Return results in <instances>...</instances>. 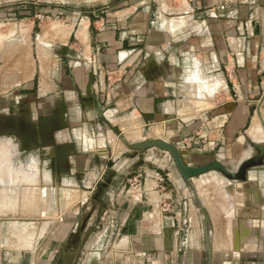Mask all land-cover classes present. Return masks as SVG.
Masks as SVG:
<instances>
[{"label":"crops","instance_id":"crops-1","mask_svg":"<svg viewBox=\"0 0 264 264\" xmlns=\"http://www.w3.org/2000/svg\"><path fill=\"white\" fill-rule=\"evenodd\" d=\"M55 22L38 38L41 53L50 54L36 67L0 65V107L26 99L36 124L58 116L56 143L68 147L65 169L84 192L98 189L113 166L108 153L127 132L154 123L175 125L180 136H211L208 151L185 155L195 165L219 159L236 170L254 152L264 0H117L104 16L62 12ZM158 153L168 166L167 187L139 189L109 208V232L93 236L87 264H207L200 207L170 158ZM197 179L211 219L213 264H264V166L250 171L247 194L217 172ZM57 234L51 244L65 240Z\"/></svg>","mask_w":264,"mask_h":264},{"label":"rangeland","instance_id":"rangeland-1","mask_svg":"<svg viewBox=\"0 0 264 264\" xmlns=\"http://www.w3.org/2000/svg\"><path fill=\"white\" fill-rule=\"evenodd\" d=\"M115 1L117 0H0V65L16 67L17 64L29 61L36 67L39 61H43L42 53L45 57L50 54L47 50L41 53L38 38L43 30L57 27L55 16L73 11L80 12L83 16H104ZM32 83L37 91V77ZM262 95L259 102L262 113L260 116L254 114L250 127L259 124L264 135V94ZM29 103L25 99L13 106L5 103L3 108L0 107V113H3L0 116L10 113L15 118H20L19 120H25L27 124L24 125L31 137L24 136L23 129L18 124L15 129L10 127V130H0V264H52L62 242L51 244L53 233L58 232L56 236L65 239L74 229L76 233L71 237V242L78 247L73 264H87V245H91L93 236L109 232L110 213L107 210H113L114 207L117 208L118 203L128 201L130 198L126 196L137 194L139 189L154 187L148 174L154 171L167 172L165 156L159 155V150H153L154 153L150 154L146 150L140 154L130 148L129 144L157 137L175 141L183 136L176 135L175 125L174 128H168L166 122L154 123L140 134L127 132L122 137L119 148L113 153L108 151V156L113 162L110 169L114 172L111 173L113 182L108 183V170L101 179L102 189L87 193L81 190L79 183L72 178L69 170L65 169L63 157L56 160V169L53 168L55 149L52 144L46 142L47 138L43 133L48 120L42 125L36 124V120L32 121ZM41 126H44L43 129ZM51 139L53 143V136ZM63 147L68 153V147ZM102 154L105 155V152ZM169 161L174 165L172 157ZM173 168L175 169L174 166ZM3 169L6 170V176H2L5 175ZM80 176L82 177L78 179L85 177V174ZM199 180L201 179L195 178L196 185ZM196 185L193 183L198 193ZM190 191L192 193L191 187ZM199 192H202L204 198L206 191L200 189ZM190 196L194 200L193 194ZM91 208H94V213L80 239V228L75 223L76 215L84 216Z\"/></svg>","mask_w":264,"mask_h":264},{"label":"water","instance_id":"water-1","mask_svg":"<svg viewBox=\"0 0 264 264\" xmlns=\"http://www.w3.org/2000/svg\"><path fill=\"white\" fill-rule=\"evenodd\" d=\"M260 109L261 103H259L257 106L258 114H260ZM0 124L3 128L6 129L10 127L15 129V127L17 126L14 121H0ZM252 145L255 149V152H253V154L248 156L247 158L243 159L238 164L237 169L233 170L219 159H213L209 162L198 165L192 164L186 160L185 155L181 152L174 141L165 140L164 138H149L129 144L130 148L138 151L140 154L151 148H159L169 153V155L172 157L173 163L179 175L184 180V182L192 188L193 197L200 207L201 213L204 218V235L208 253L207 264H213V255L210 240L211 219L207 209L205 208L199 197V194L194 189L192 181L195 178L203 176L207 173L217 172L225 177V179H227L231 183L232 187L237 188L241 193L245 192L247 194V190L251 187V183L249 182V172L256 167L264 166V143L252 141ZM105 152V154H107V151ZM254 194L256 196L255 200L257 199V201L260 200L263 202V199L258 192L255 191ZM93 213L94 208H91L84 216H79L78 222L76 224V226L80 228L78 232L79 238L82 235V232L86 229ZM74 233H76V230H71L65 240L62 242L59 250H57L55 254V258L52 264L72 263L75 252L77 251V246L75 245V243L71 242V237ZM71 245L72 247H70Z\"/></svg>","mask_w":264,"mask_h":264},{"label":"built area","instance_id":"built-area-1","mask_svg":"<svg viewBox=\"0 0 264 264\" xmlns=\"http://www.w3.org/2000/svg\"><path fill=\"white\" fill-rule=\"evenodd\" d=\"M210 137L211 136L208 134L205 135V134H203V132L195 131L192 134L183 136L182 138H180L179 140L174 141V142L176 143L178 148L181 150V152L184 155H187L188 153H200V152L208 151L206 148L208 147V145L211 142H213L210 140ZM154 149L159 150L160 152H162L166 156L168 155L166 151H163V150L158 149V148H152V149H148V150H154ZM213 149L214 148L212 147L211 150H213ZM150 153H152V152H150ZM168 157L171 158L170 156H168ZM149 176L152 178L153 182H156V185H154V188L156 190L165 189L167 187L168 176L166 174L160 173L158 171H154ZM166 209H169V207L165 208V210Z\"/></svg>","mask_w":264,"mask_h":264},{"label":"flooded vegetation","instance_id":"flooded-vegetation-1","mask_svg":"<svg viewBox=\"0 0 264 264\" xmlns=\"http://www.w3.org/2000/svg\"><path fill=\"white\" fill-rule=\"evenodd\" d=\"M0 115H3V113H0ZM4 115L5 116H0V121H9L10 122L13 120L15 122V124L21 125L19 127H21L23 129L22 134L24 136L25 135L29 136V134H30L29 130H26L24 123L22 121L20 122L19 118H15L14 115H12L10 113H8V114L6 113ZM59 125H60V121H59V118L57 116V117L53 118L49 123H47L45 125L46 128L43 130V133L47 138L46 142L52 144V147L55 149V152L57 155V158H53V163H54L53 168L54 169H56V160L62 158L65 155L64 153L67 152L66 151L67 149H65L63 146H62L63 148L60 147V144L56 143V140L54 137V132L58 129ZM2 129H5V128H3L0 124V130H2ZM7 130H10V129L7 128ZM52 136H53V139L55 140V141H53V143H51V140H52L51 137ZM29 138H31V137L29 136ZM62 149H64V151H62ZM72 243H74V242H72Z\"/></svg>","mask_w":264,"mask_h":264},{"label":"bare ground","instance_id":"bare-ground-1","mask_svg":"<svg viewBox=\"0 0 264 264\" xmlns=\"http://www.w3.org/2000/svg\"><path fill=\"white\" fill-rule=\"evenodd\" d=\"M45 68V67H44ZM44 68H43V70H44ZM258 114V113H257ZM259 116H260V114H259ZM262 117V116H261ZM259 121V120H258ZM262 124H263V128H264V122L262 121ZM254 125H257L256 123H254ZM260 126H259V124L257 125V126H254L253 128L252 127H250V128H252L251 130H250V136L255 140V141H257V142H260V143H264V135L261 133V130H260V128H259ZM132 132V131H131ZM253 135V136H252ZM255 136V137H254ZM259 136H261V137H259ZM165 140H168V139H165ZM253 151L255 152V149H253ZM250 153V152H249ZM247 154V155H250V154ZM253 153H251V155H252ZM9 164V163H8ZM5 166V165H4ZM174 167H175V165H173ZM5 168V167H4ZM7 168H8V165H7ZM6 168V169H7ZM12 169V168H11ZM11 169H10V171H11ZM175 169H176V167H175ZM4 170V169H3ZM9 169H7V171H8ZM6 170H4V172H5ZM176 171H177V169H176ZM14 172V171H13ZM12 172V173H13ZM178 172V171H177ZM249 174H250V172H249ZM2 176H6V172H5V175H2ZM19 176V175H18ZM251 176H252V174H251ZM3 178V177H2ZM24 178H25V176H24ZM28 178V177H27ZM10 180V179H9ZM227 180V179H226ZM228 181V180H227ZM229 182V181H228ZM9 183V182H8ZM10 183H11V181H10ZM234 192H236V191H234ZM232 193H233V191H232ZM36 195V194H35ZM40 195V194H39ZM45 195V194H44ZM74 196V195H73ZM35 197V196H34ZM37 197H39V196H37ZM44 197V196H43ZM78 197V196H77ZM41 198V197H40ZM39 198V199H40ZM80 198V197H79ZM77 199V198H76ZM75 199V200H76ZM211 201V200H210ZM207 202H209V201H207ZM213 202V201H212ZM238 202V201H237ZM39 203V202H38ZM26 204V203H25ZM24 204V205H25ZM213 204V203H212ZM238 204V203H237ZM29 205V204H28ZM33 206H34V204H33ZM41 206V205H40ZM44 207V206H43ZM25 208V207H24ZM26 208H28V207H26ZM34 208V207H33Z\"/></svg>","mask_w":264,"mask_h":264},{"label":"trees","instance_id":"trees-1","mask_svg":"<svg viewBox=\"0 0 264 264\" xmlns=\"http://www.w3.org/2000/svg\"><path fill=\"white\" fill-rule=\"evenodd\" d=\"M103 185L100 184V186L98 188H100V190L102 189Z\"/></svg>","mask_w":264,"mask_h":264}]
</instances>
